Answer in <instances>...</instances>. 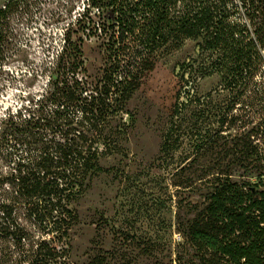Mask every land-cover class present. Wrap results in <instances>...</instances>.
I'll list each match as a JSON object with an SVG mask.
<instances>
[{"label":"rangeland","instance_id":"rangeland-1","mask_svg":"<svg viewBox=\"0 0 264 264\" xmlns=\"http://www.w3.org/2000/svg\"><path fill=\"white\" fill-rule=\"evenodd\" d=\"M34 1L29 16L13 22L12 45L0 57V193L44 153L80 140L71 127L45 116L29 126L25 143L20 134L18 117L29 118L27 110L45 94L44 65L56 62L68 24L87 7L85 0ZM6 3L0 0V8ZM72 37L83 49L85 78L94 84L109 67L103 40L79 30ZM184 64L195 68L194 96L181 80ZM209 64L200 41L171 45L119 111L80 128L89 138L97 135L99 155L71 196L75 220L58 244L67 249L66 264H199L213 253L221 237L206 224L229 222L222 216L225 200L233 201L237 185L260 180L248 158L239 160L245 148L230 140L233 120L221 119L220 77L200 76ZM33 230L47 241L55 235L40 225Z\"/></svg>","mask_w":264,"mask_h":264},{"label":"trees","instance_id":"trees-1","mask_svg":"<svg viewBox=\"0 0 264 264\" xmlns=\"http://www.w3.org/2000/svg\"><path fill=\"white\" fill-rule=\"evenodd\" d=\"M85 4L80 19L68 24L56 62L44 65L45 94L36 108L27 110L29 118L18 117L24 143L32 136L29 126L43 116L71 127L80 140L71 139L67 147L44 153L39 163L20 170L10 189L0 193V264H66L67 249L58 244L69 236L75 220L69 209L71 196L96 168L99 155L93 150L97 135L89 138L80 128H93L99 117L119 111L164 50L186 40L200 41V51L209 57L210 64L199 72L201 78L220 77L216 94L225 95L226 102L219 108L221 119L223 124L233 120L236 131L230 140L241 151L245 148L239 160L248 158L260 180L237 185L233 201L225 200L222 216L229 222L224 218L206 224L214 227L221 241L210 245L213 253L202 255L199 264H264V3L85 0ZM34 5V0H7L0 8V57L12 45L13 22L26 19ZM77 30L103 40L109 67L94 84L85 78L82 46L72 39ZM193 66H182L181 80L194 96ZM39 225L42 231L55 233L50 241L36 237L33 227Z\"/></svg>","mask_w":264,"mask_h":264}]
</instances>
